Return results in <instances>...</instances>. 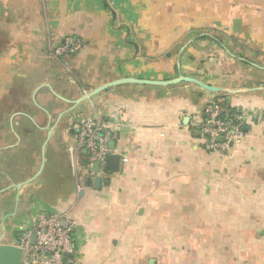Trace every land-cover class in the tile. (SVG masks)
Here are the masks:
<instances>
[{
	"label": "crops",
	"instance_id": "obj_1",
	"mask_svg": "<svg viewBox=\"0 0 264 264\" xmlns=\"http://www.w3.org/2000/svg\"><path fill=\"white\" fill-rule=\"evenodd\" d=\"M68 38L80 49L55 56ZM181 76L244 91L89 97ZM217 96L247 133L227 157L194 124ZM86 116L109 125L120 163L77 191ZM31 201L76 223L83 264H264V0H0V243Z\"/></svg>",
	"mask_w": 264,
	"mask_h": 264
},
{
	"label": "built area",
	"instance_id": "obj_2",
	"mask_svg": "<svg viewBox=\"0 0 264 264\" xmlns=\"http://www.w3.org/2000/svg\"><path fill=\"white\" fill-rule=\"evenodd\" d=\"M80 49L78 40L65 39L55 48V56L74 54ZM224 96H217L204 106L202 119L194 122L198 126L205 149L210 153L227 157L232 147L246 138L242 115L227 106ZM77 135L74 146L85 156V173L79 178L77 191L87 179L106 175V157L115 154L114 135L107 123L99 117H81L77 121ZM98 164V170L94 165ZM30 216L16 240L21 250V264H83L79 258L75 232L77 225L65 214L49 212L30 202ZM63 224H66L64 226Z\"/></svg>",
	"mask_w": 264,
	"mask_h": 264
},
{
	"label": "water",
	"instance_id": "obj_3",
	"mask_svg": "<svg viewBox=\"0 0 264 264\" xmlns=\"http://www.w3.org/2000/svg\"><path fill=\"white\" fill-rule=\"evenodd\" d=\"M190 83L198 86L200 89L213 93V94H225V96L241 93L244 90L243 89H227V88H221V87H215V86H209L204 84L203 82H200L196 79L190 78V77H179L170 81H145V80H136V79H120L115 80L112 82H109L93 92L89 94V97L94 96L95 94H98L100 92H104L107 89H110L112 87L122 85V84H142V85H149V86H161V87H168L179 83ZM88 96L83 98L85 100ZM113 145V142L110 144ZM120 163V156L117 154H110L106 157V164L105 168L106 170L110 172H117L119 168ZM94 170H98V164L94 165ZM88 182L90 183V179H88ZM100 184V178H97L95 180V186H98ZM66 226V224H63ZM0 264H21V250L17 248L15 245H8V244H2L0 243Z\"/></svg>",
	"mask_w": 264,
	"mask_h": 264
},
{
	"label": "trees",
	"instance_id": "obj_4",
	"mask_svg": "<svg viewBox=\"0 0 264 264\" xmlns=\"http://www.w3.org/2000/svg\"><path fill=\"white\" fill-rule=\"evenodd\" d=\"M231 105H232V104H230L229 102H227V106H228L231 110L237 111L239 114H241V110L235 109V108H233Z\"/></svg>",
	"mask_w": 264,
	"mask_h": 264
}]
</instances>
